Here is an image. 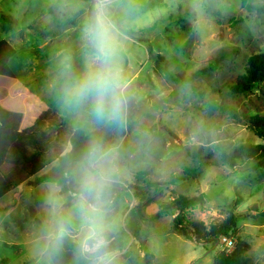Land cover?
<instances>
[{
  "label": "rangeland",
  "instance_id": "374dc122",
  "mask_svg": "<svg viewBox=\"0 0 264 264\" xmlns=\"http://www.w3.org/2000/svg\"><path fill=\"white\" fill-rule=\"evenodd\" d=\"M90 6L84 0H0V40L16 49L10 63L16 79L0 77V103L19 107L24 130L51 106L66 121L53 141L43 135L31 183L0 201V264H86L77 227L51 259L41 241L54 204L71 211L74 179L36 183L71 151L76 131L104 128L91 123L86 109L65 103L66 90L87 71ZM253 6L249 10L243 0H121L119 68L129 103L127 136L113 145L119 150L111 190L114 264H215L241 245L244 257L264 264V171L254 162L233 169L221 158L222 150L263 143L242 122L264 115V82L232 92L252 58L264 54V0ZM223 53L217 71L191 84L179 79ZM190 168L192 177L185 172ZM202 194L204 205L163 212L178 197ZM178 216L207 227L236 218L234 249L187 240L173 227Z\"/></svg>",
  "mask_w": 264,
  "mask_h": 264
},
{
  "label": "clouds",
  "instance_id": "9594fccd",
  "mask_svg": "<svg viewBox=\"0 0 264 264\" xmlns=\"http://www.w3.org/2000/svg\"><path fill=\"white\" fill-rule=\"evenodd\" d=\"M121 0H95L84 38L90 50L83 78L65 92L68 107L87 110L97 127L123 126L129 96L119 68V27L116 13ZM119 150L93 137L71 173L76 184L71 211L54 204L50 221L41 233L43 252L56 256L74 226L80 232L77 250L86 264H114L109 250L111 190L118 180Z\"/></svg>",
  "mask_w": 264,
  "mask_h": 264
},
{
  "label": "trees",
  "instance_id": "16d2710c",
  "mask_svg": "<svg viewBox=\"0 0 264 264\" xmlns=\"http://www.w3.org/2000/svg\"><path fill=\"white\" fill-rule=\"evenodd\" d=\"M91 4L89 9V18L91 19L95 0H84ZM247 8L255 10L253 0H243ZM153 52L150 50V54ZM16 55V49L6 40H0V77L16 79L10 63ZM228 54H221L215 58L207 67L195 71L189 76L179 75V79L191 84L197 79L203 78L211 72L218 70L219 66L225 61ZM264 82V54L252 58L247 75L243 76L235 85L232 86L233 93L249 92ZM249 127L262 144H241L233 147L231 150H222V161L233 169H238L243 162H254L257 169L264 171V115L255 116L243 121ZM66 126L65 119L60 116L51 106L50 109L43 111L36 123L23 131H17L0 125V201L8 194L31 183L34 168L38 162L41 153L40 148L43 143V135H47L50 141H53L54 134ZM53 133V134H52ZM127 136L126 122L123 126H106L103 129L93 133H85L78 130L72 137V149L62 156L52 172L37 181V185L45 182H69L70 175L77 162L87 149L90 140L93 137H102L104 142L109 145L117 144ZM198 155L199 157L204 156ZM185 170L190 177L196 174L195 169ZM198 170V169H197ZM147 177L148 175L145 174ZM151 186V185H150ZM138 191L139 188L131 187ZM137 195H140V190ZM208 202L206 195L194 197H178L169 205L163 207V212L177 209L183 212L186 209L204 205ZM238 220L234 217L229 218L222 223L205 226L203 223H195L185 220L179 216L173 220V227L180 232L187 240L206 242L207 244H217L221 237H232L237 232ZM244 246H238L233 255L222 253L215 259V264H255L251 258L243 256Z\"/></svg>",
  "mask_w": 264,
  "mask_h": 264
},
{
  "label": "crops",
  "instance_id": "0c3cea01",
  "mask_svg": "<svg viewBox=\"0 0 264 264\" xmlns=\"http://www.w3.org/2000/svg\"><path fill=\"white\" fill-rule=\"evenodd\" d=\"M12 80H15V79H12ZM1 105H4L3 106L4 109L2 110L3 113L0 112V115L3 118V120H0V125L2 127L17 130L20 132L23 131L25 128V125H24V118L22 119V116H24V114L19 109V107L13 106L11 104L5 105L4 103H2ZM15 116L18 118L14 119Z\"/></svg>",
  "mask_w": 264,
  "mask_h": 264
},
{
  "label": "built area",
  "instance_id": "2783aa9c",
  "mask_svg": "<svg viewBox=\"0 0 264 264\" xmlns=\"http://www.w3.org/2000/svg\"><path fill=\"white\" fill-rule=\"evenodd\" d=\"M220 242L224 251L230 252L235 247V242L231 237L223 236Z\"/></svg>",
  "mask_w": 264,
  "mask_h": 264
}]
</instances>
